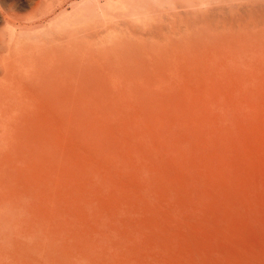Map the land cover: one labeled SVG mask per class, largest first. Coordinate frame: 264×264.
<instances>
[{
	"label": "rangeland",
	"instance_id": "1",
	"mask_svg": "<svg viewBox=\"0 0 264 264\" xmlns=\"http://www.w3.org/2000/svg\"><path fill=\"white\" fill-rule=\"evenodd\" d=\"M0 264H264V0H0Z\"/></svg>",
	"mask_w": 264,
	"mask_h": 264
},
{
	"label": "bare ground",
	"instance_id": "2",
	"mask_svg": "<svg viewBox=\"0 0 264 264\" xmlns=\"http://www.w3.org/2000/svg\"><path fill=\"white\" fill-rule=\"evenodd\" d=\"M171 1H172V0H171ZM203 3H204V2H202V4H203ZM205 3L207 4V3H209V2H205ZM180 4H181V3H180ZM186 4H187V3H186ZM210 4H211V3H210ZM250 4H251V3H250ZM259 4H260V3H259ZM177 5H178V2H177ZM182 5H183V4H182ZM182 5H181V6H182ZM184 5H185V4H184ZM203 5L205 6V4H203ZM181 6H180V8H181ZM191 6H192V5H191ZM191 6H189V8H190ZM199 6H201V5L199 4ZM185 7H186V6H185ZM185 7H184V8H185ZM193 7H194V6H193ZM242 7H244V6H242ZM182 8H183V7H182ZM182 8H181V9H182ZM195 8H197V7H195ZM225 8H227V7H225ZM239 8H240V7H239ZM169 9H170V8H169ZM212 9H213V8H212ZM216 9H217V8H216ZM170 10H171V9H170ZM242 10H243V8H242ZM182 11H183V10H182ZM212 11H213V10H212ZM226 11H227V10H226ZM244 11H245V10H244ZM189 13H190V12H189ZM202 13H203V12H202ZM213 13H214V12H213ZM226 13H227V12H226ZM208 14H209V13H208ZM246 14H247V13H246ZM250 14H251V13H250ZM205 15H206V14H205ZM205 15H204V16H205ZM211 15H212V14H211ZM214 15H215V14H214ZM206 16H207V15H206ZM209 16H210V15H209ZM216 16H217V15H216ZM245 16H247V15H245ZM192 17H193V16H192ZM237 18H238V17H237ZM240 19H241V18H240Z\"/></svg>",
	"mask_w": 264,
	"mask_h": 264
}]
</instances>
